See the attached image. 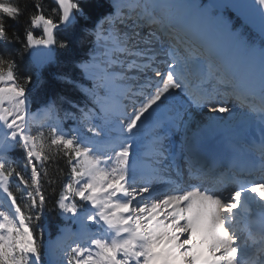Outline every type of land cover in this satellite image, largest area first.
<instances>
[{
    "label": "snow or ice",
    "instance_id": "snow-or-ice-1",
    "mask_svg": "<svg viewBox=\"0 0 264 264\" xmlns=\"http://www.w3.org/2000/svg\"><path fill=\"white\" fill-rule=\"evenodd\" d=\"M55 5L45 15L36 0L21 37L10 31L8 21H18L27 5L0 3V192L10 201L8 210H0V264H44L43 233L33 221L41 220L49 203L44 180L54 183L47 163L59 157L67 158L71 176L54 201L65 221L49 250L50 256L60 254L59 264H264V178L244 179L242 171L232 170L235 161L220 171L192 161L186 171L176 170L175 179L160 167L168 158L170 123L162 114L180 94L187 96L190 108L213 113L211 120L242 107L258 119L264 136V0L199 5L111 0L110 14L91 33L99 52L80 65L92 80L91 87L81 89L92 107L66 101L74 111L65 117L78 120L91 136L69 135L58 124H41L33 134L26 87L33 77L20 82L14 53L8 50L19 42L20 51L31 50L33 64L42 67L43 50L66 48L54 30L70 25L73 10L81 8L71 0H55ZM180 8L196 11L199 31L210 42L185 39L187 33L182 35L175 23ZM230 10L237 13L235 23L226 15ZM129 21L133 31H122L120 25ZM141 24L151 29L147 39L135 31ZM37 28L42 35L34 33ZM247 30L258 31L259 45ZM153 38L168 41L162 67L155 48L138 43L142 39L151 45ZM221 42L246 54L243 72L216 62ZM44 112L60 120L56 102ZM193 119L192 112L181 118L183 123ZM145 136L149 169L137 164V142ZM16 149L23 153L22 164L9 155ZM256 151L259 158L249 167L264 173V141ZM12 177L24 186L17 188L19 199L10 187ZM162 184L170 187L161 191ZM255 224L259 230L254 232ZM66 240L71 243L65 246Z\"/></svg>",
    "mask_w": 264,
    "mask_h": 264
},
{
    "label": "trees",
    "instance_id": "trees-1",
    "mask_svg": "<svg viewBox=\"0 0 264 264\" xmlns=\"http://www.w3.org/2000/svg\"><path fill=\"white\" fill-rule=\"evenodd\" d=\"M9 2L19 3L21 7L27 5V11L18 21H8L10 31L23 37L28 14L33 10L32 5L36 0H10ZM39 2L44 5L45 15H48L50 8L56 7L52 0H39ZM75 3H79L81 12H76L74 22L69 27L54 32L57 40L63 41L68 46L60 48L58 45H53L54 61L48 63L42 69L41 79L37 81L29 92V100L32 106L49 105L52 102H56L60 116L65 115V112L69 110H74L66 101L70 100L82 107L90 104L81 90L88 89L90 84L84 79L77 65L85 57L87 47L90 44V29L109 9L107 2L104 0H77ZM52 18L56 20V15L53 14ZM56 22L59 23L58 20ZM237 27H239L238 24ZM34 33L42 35V28L34 29ZM247 35L251 41L260 43V38L251 30H247ZM22 49L23 44L19 42L8 46V50L14 53L20 82H24L25 77L28 75L33 77L32 83L26 85V87H29L36 81V74L28 59L27 51H20ZM61 98L64 99L62 100ZM45 131L47 132V130ZM47 171L54 183L49 184L47 179L43 182L45 195L49 201L46 214L50 226L54 227L57 221L54 201L67 176L70 174L67 158L59 157L54 161L48 162ZM38 222L41 223V221Z\"/></svg>",
    "mask_w": 264,
    "mask_h": 264
},
{
    "label": "bare ground",
    "instance_id": "bare-ground-1",
    "mask_svg": "<svg viewBox=\"0 0 264 264\" xmlns=\"http://www.w3.org/2000/svg\"><path fill=\"white\" fill-rule=\"evenodd\" d=\"M172 2L176 3V4H180V5H183V4L193 5V3H190L189 0H172ZM186 11H189V10H185L183 8H180L176 11V13H175L176 26L177 27H183L184 29H186L187 32L196 39L197 42H201V43L210 42L208 37L204 38L201 35V33L199 31L200 22L197 20V16L189 22L185 21ZM129 23H132V22L130 21ZM120 28L122 31H127L129 33H131L133 31V26L130 24L120 25ZM135 31L140 33L139 28H135ZM148 35L149 34H147V36H143L140 33V37L143 39H147ZM154 39L155 38H153V43L151 45H145L143 43L142 39L138 40V43H139L141 48H144V47L155 48L156 54H157V66H158V62L160 60L166 59L167 57L164 56V54H163L164 51H161L158 49L157 42ZM223 43L224 42L220 43L219 47L217 48V52L219 54L218 61H220L221 64L225 66L226 64L231 63V57L228 56L226 59L223 58L224 49H225V47H227V44L223 45ZM93 49H92V51H93ZM43 51L46 53L45 59L49 60V58L51 57V54H50L51 49L50 50L45 49ZM98 52H99V49L97 48V45H96L95 54H98ZM229 66L226 68L228 71H236L238 73L244 71V68L232 70ZM85 75H86V77H88L87 74H85ZM125 103L130 104L129 101H125ZM130 110L131 109L129 107V111ZM185 112L186 113L187 112L194 113V119L192 121H190L189 123H183L181 120L182 117L185 118L184 117ZM213 115L214 114L211 113L210 111H208L207 109L190 108L189 105L187 104L185 98H183L181 94L177 97V99L175 101L172 102L170 109L168 111H165L162 114V116H165L167 118V121L170 122L168 124L169 129H173L174 131H177L176 130V128H177L176 124H181L179 126L180 141L186 140L187 138L190 137V138L194 139V141L198 142L199 144H207L208 139L215 138L219 134L225 132V130H237L239 128H243L244 130H248L249 132H252V133H257L260 137H264V136H262V133H261V124L259 123L260 125H258V123H257V122H259L258 119H256L248 111L236 109L231 114H227V113L222 114L221 119L211 120L210 118ZM36 124L37 123L34 122L35 126H36ZM256 130H259V132H257ZM147 139H148V137H144L139 142H144V141L147 142ZM180 141H178V142H180ZM5 197H6L5 194L0 192V201H1V198H5ZM60 235H58L57 238L50 243L49 247H52V248L55 247L54 245L57 244L56 242L59 239ZM66 242H67V240L65 241V246L67 245ZM54 258H55V255L50 256L48 253L47 264L53 263Z\"/></svg>",
    "mask_w": 264,
    "mask_h": 264
},
{
    "label": "rangeland",
    "instance_id": "rangeland-1",
    "mask_svg": "<svg viewBox=\"0 0 264 264\" xmlns=\"http://www.w3.org/2000/svg\"><path fill=\"white\" fill-rule=\"evenodd\" d=\"M189 2L190 3H193V5H195V3L194 2H196L197 3V5H199V4H205V2L203 1V0H194V2L193 1H190L189 0ZM194 9H192V12L190 13V15H189V17H194L195 16V14H196V11H193ZM187 12L188 11H186V16H185V21L186 22H189V21H191V20H193L194 18H192V19H187L188 17H187ZM74 18V17H73ZM94 44H95V42H94ZM226 44V42H224L223 43V45H225ZM94 47V49H93V54H94V52H96V45L95 46H93ZM226 48V47H225ZM230 53H231V55H232V57H233V59H234V62H233V64L236 66V68H238V64H241V62L243 63L242 65L244 66L245 65V62H246V55H244V53H242L241 55H240V53L239 52H235V51H233V50H231L230 51ZM51 54V53H50ZM53 55V54H52ZM51 55V57L49 58L51 61H52V59L51 58H53V56ZM33 56V55H32ZM49 60V61H50ZM53 62V61H52ZM36 77H38V74L36 73ZM184 117L186 118V112H185V114H184ZM178 123V122H177ZM194 123V122H193ZM61 128H63V126L62 125H60L59 123H57ZM176 127H177V124H176ZM64 130V129H63ZM76 130V129H75ZM176 130H177V128H176ZM85 131V129L83 130V131H80V133H83ZM257 132H259V130H256ZM66 133V132H65ZM260 134V133H259ZM13 152V151H12ZM11 152V153H12ZM10 155V157L12 158V155L11 154H9ZM15 160L17 161L18 160V158H15ZM17 186H18V184H17ZM19 187V189H21V190H23V188H24V186H22V185H20V186H18ZM20 193H21V191H19ZM6 198V197H5ZM8 203H9V201H8ZM58 241V240H57ZM68 241V240H67ZM57 243V242H56ZM55 246V245H54ZM52 248V247H51ZM49 253V252H48ZM58 254L59 253H56L55 254V258H54V260H53V263H49V264H57L58 262H57V256H58Z\"/></svg>",
    "mask_w": 264,
    "mask_h": 264
},
{
    "label": "water",
    "instance_id": "water-1",
    "mask_svg": "<svg viewBox=\"0 0 264 264\" xmlns=\"http://www.w3.org/2000/svg\"><path fill=\"white\" fill-rule=\"evenodd\" d=\"M209 3H214V2H217V0H207ZM229 13H231V14H233V15H235L236 17H237V13L235 12V11H229ZM258 37H259V33H258V31H256V30H252Z\"/></svg>",
    "mask_w": 264,
    "mask_h": 264
}]
</instances>
